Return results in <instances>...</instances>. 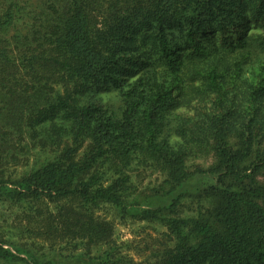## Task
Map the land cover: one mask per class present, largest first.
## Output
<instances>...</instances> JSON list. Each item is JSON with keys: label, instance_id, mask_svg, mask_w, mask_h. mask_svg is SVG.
Wrapping results in <instances>:
<instances>
[{"label": "trees", "instance_id": "obj_1", "mask_svg": "<svg viewBox=\"0 0 264 264\" xmlns=\"http://www.w3.org/2000/svg\"><path fill=\"white\" fill-rule=\"evenodd\" d=\"M22 19L33 21L23 33ZM103 88L117 107L95 98ZM213 94L214 109L168 128L175 109ZM24 131L54 158L5 180L11 133ZM139 169L163 178L138 207ZM2 191L35 209L32 237L84 251L45 264H92L101 247L108 261L104 208L166 227L172 244L150 264H264V0H0ZM16 259L0 242V263Z\"/></svg>", "mask_w": 264, "mask_h": 264}, {"label": "rangeland", "instance_id": "obj_2", "mask_svg": "<svg viewBox=\"0 0 264 264\" xmlns=\"http://www.w3.org/2000/svg\"><path fill=\"white\" fill-rule=\"evenodd\" d=\"M31 22L33 21L29 19L19 20L15 30H20V32L23 33V30L29 28ZM252 23H254V21H251V27ZM253 29L254 28H250L249 31H260V28ZM15 30L11 31V33ZM237 31L238 28L231 26L226 32L215 34L214 38L217 43H221L223 40H228L232 32L236 33ZM254 71L255 69H249L246 75H251ZM199 97L200 96L192 97L191 101L183 104L172 112L171 121L168 125L169 129L174 125L176 115L199 116L202 112H209L214 109L217 95L213 94L203 98ZM95 98L100 99V102L105 106L117 107L120 104L116 92L112 89L103 88L96 91ZM24 132L25 133L22 134L15 132L11 133V142L13 146H10L4 153L6 156L3 159L4 164L2 165L5 168V180L16 179L31 169L54 158L55 152L53 150L49 147L42 148V146L38 145L35 140L29 136L28 131ZM169 140L171 143H175L179 138L170 131ZM198 162L202 161L199 159H190L187 161V165ZM138 178H140L141 183H139V179L135 182L138 193L141 192L142 196L129 197L131 199L128 200L132 203H134V201L139 203L140 205H137L138 207L146 206L141 199L144 198L143 196H145L144 194L146 192L156 187L163 177L154 169H139ZM194 179L197 184L207 185L213 183L214 177L208 174H196ZM201 204L204 205V202ZM182 205L184 206L180 207L182 216H193L195 214L197 205L193 199L183 198ZM53 206L54 204H51L50 208ZM41 207L45 209L46 206L43 203ZM33 212L36 213L35 209L25 207L22 202L16 203L10 200L4 192H0V242L17 258L13 263L2 262L0 264H45V261L51 258L53 254H57L56 259H54L57 261L60 259V256L66 254L84 253L80 247L76 249L71 245L68 246L64 244L54 247L45 244L38 238L32 237L27 231V228L31 230L37 228L34 222L28 223L31 217L30 215L33 214ZM102 212V214L106 215L114 224L113 255L106 261L103 247L98 249L93 248L90 250L89 263L114 264V258L118 257L123 258V261L127 260L124 264H150L153 260L151 252L155 250L158 245L172 244V241L168 240L167 229L162 223L157 221L148 222L135 220L128 215H121L118 211H113L109 208H104ZM86 258L87 255L85 259ZM57 264L63 263L58 262Z\"/></svg>", "mask_w": 264, "mask_h": 264}]
</instances>
